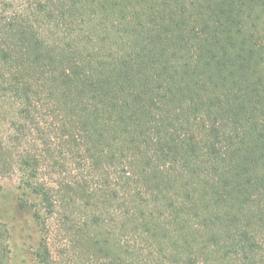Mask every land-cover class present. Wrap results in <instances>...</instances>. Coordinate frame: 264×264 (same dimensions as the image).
I'll use <instances>...</instances> for the list:
<instances>
[{
    "label": "trees",
    "instance_id": "obj_1",
    "mask_svg": "<svg viewBox=\"0 0 264 264\" xmlns=\"http://www.w3.org/2000/svg\"><path fill=\"white\" fill-rule=\"evenodd\" d=\"M12 175L0 264H264V0H0Z\"/></svg>",
    "mask_w": 264,
    "mask_h": 264
},
{
    "label": "rangeland",
    "instance_id": "obj_2",
    "mask_svg": "<svg viewBox=\"0 0 264 264\" xmlns=\"http://www.w3.org/2000/svg\"><path fill=\"white\" fill-rule=\"evenodd\" d=\"M19 178L16 175L0 177V208L8 211L16 202L24 197ZM24 235L21 237L19 226L10 225L12 237L10 239L11 264H39L36 259L37 246L42 240L39 232L32 223H26Z\"/></svg>",
    "mask_w": 264,
    "mask_h": 264
}]
</instances>
